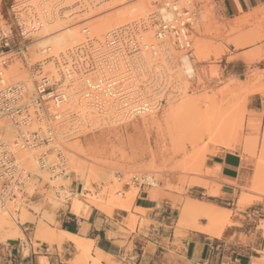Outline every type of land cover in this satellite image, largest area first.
<instances>
[{"label":"built area","instance_id":"2783aa9c","mask_svg":"<svg viewBox=\"0 0 264 264\" xmlns=\"http://www.w3.org/2000/svg\"><path fill=\"white\" fill-rule=\"evenodd\" d=\"M116 1L21 0L11 6L9 30H0V57H20L35 81L31 90L29 80L9 81L0 70V209L4 213L17 215L24 199L43 196L44 176L49 182L66 179L68 142L156 114L170 99L188 91L193 80L185 60L194 62L191 27L198 9L181 0H163L148 16L100 38L89 27L83 28L80 45L36 66L28 64V46L46 27ZM120 1L126 5L137 0ZM143 55L166 68L161 80L148 89L138 75ZM177 70L182 84L175 78ZM131 185L141 192L156 182L149 175H134L125 186ZM64 188L54 187L55 195L61 196Z\"/></svg>","mask_w":264,"mask_h":264},{"label":"rangeland","instance_id":"374dc122","mask_svg":"<svg viewBox=\"0 0 264 264\" xmlns=\"http://www.w3.org/2000/svg\"><path fill=\"white\" fill-rule=\"evenodd\" d=\"M16 1L18 2L21 0ZM159 1L160 2L156 0V4H154L155 8H153L151 12L163 2V0ZM116 2L122 4V1L120 0H117ZM181 2L184 5L188 3L191 4L192 9L195 7L198 9V16L191 27V40L194 64L196 69L199 72H202L203 75L199 79H194L195 81L193 80L191 84H189L186 93L199 99L202 110L195 112L188 118L179 120L177 123L162 122L159 125L158 122H155L154 120L146 122L143 118H137L136 120L126 122L122 125L112 126V130L115 129L117 132H115V136L111 143H107V146L103 143L107 148L105 147L104 149V146L103 148H99L101 150L103 149L104 152L102 153L99 150V154L102 153L100 156L97 154L94 160H84L88 168H98L97 170L100 169L101 171L111 172L112 174L117 173V175L112 178L115 182L117 181L114 185L117 187V184H120L119 187L121 191H123L122 193H127L129 190H132L133 193L136 192V197L140 191L139 188L133 185L129 188L125 185L130 182L134 175H149L156 182V185L152 188H146L145 190L151 195H159L161 202L164 200H170L173 203V207L179 212V217L175 223L176 226H173V229L175 230V238L177 240L186 238L187 232L196 229L197 224L207 223L197 214H187L184 217L181 216L182 209L179 203L183 204L187 198L199 199L214 203L221 207L231 208L218 204L216 197H211L207 194L208 191L205 190L206 186L204 187L203 184H208L210 187L220 185L215 180L209 178L210 172L206 170L207 161L218 154L226 152L239 153L244 158L249 150L252 154L251 157L257 162L262 149L261 140L264 136L262 117L258 118V115L250 110L251 98L258 93L264 94V72L260 69L261 63L264 62V16L259 14L258 19L255 17L247 20V15L253 13L251 12L239 19L229 21L221 15V6L214 0H181ZM108 5L110 4H103L98 8L96 7L95 9L90 10V12L80 14L74 20H67L68 23L66 21L64 23L66 26L68 25L71 27L83 26L84 24L86 28V24L89 26V20H93L92 17H94V15L104 12L105 7L106 9L109 8L107 7ZM101 8L103 11L99 10ZM11 23L10 16L3 14L0 11V30L8 31ZM59 23L61 24V22ZM80 28L83 29L82 27ZM15 40L17 44V36L15 37ZM72 47H74V45H70L65 51ZM199 47L200 49H198ZM28 51V57H30L31 49H28ZM197 52H199L201 56ZM204 53L205 58L203 55ZM199 57L202 58L203 62L197 63ZM1 59L4 60L6 64L3 65L0 63V70L4 72L5 76L7 75L6 77L9 81L13 82L21 80L23 77H26V74H28V70L26 69L27 66H24V62H21L23 60H21L20 57L12 55L5 58L0 57V60ZM10 59L16 60H13V62ZM237 59H243L247 62L248 68L245 72L241 66L236 67V72L232 71L231 64ZM16 61H19V65L23 64V66L21 65V69L24 73L26 72L24 75H12L9 73L11 68L13 69L14 66H19L18 64H15L17 63ZM9 74L12 77L9 76ZM185 95L186 94H184V96ZM199 97H201V99ZM168 105L169 104L154 115L163 117L167 111ZM240 115L242 118H245L246 125L251 123L252 119H260L259 128L255 131V133H257L256 136L259 138L257 148L248 147L246 145V139L248 136H253V132L248 131L247 127H245L243 132L238 134L237 139L235 138L237 135L234 136L233 134L232 136L230 133L231 125L238 124L239 120L235 121V119ZM231 117L235 119H232ZM228 118L231 121H229ZM226 120L229 121V124ZM219 123L222 124L220 125ZM102 133L103 132L99 131L87 135L84 134L68 142L65 146L67 149L69 165V157L72 154L71 144L79 140L85 142L87 139L101 141L102 137L105 136ZM116 136L123 137L116 140ZM122 140L124 141V144ZM102 142L103 140L101 143ZM103 144H101V146ZM105 152H108V154ZM109 152L111 154H109ZM206 156L207 159L204 161V157ZM248 157L250 156L248 155ZM116 164L118 165L117 167H115ZM71 174L75 175L74 173ZM46 177L48 178V176ZM112 180H106V182L105 180H102L105 183L93 182L91 192L102 197L103 201L109 200L110 195H116L119 190V187H117V189L113 187L116 189V192L111 190L112 187L110 186H114L111 185L113 183ZM47 183H49V185H47ZM73 183L74 189L78 190L79 194H82V184L78 181H73ZM105 184L106 186H104ZM62 185L67 184L66 182L59 180L49 182L47 179L41 185L40 193L43 196L33 199H24L22 201L23 205L20 209V213L16 216L18 218L21 217L22 212L25 209L27 213H29V216L35 219L37 223H26L21 226L26 234V240L16 238L8 239L3 242L1 237H3L5 233L0 231V255L3 254L7 248H10L11 245L15 244L18 245L22 243V254L24 256L30 254L31 245L34 248L39 247L38 243L49 245L47 241L39 239L41 237H39V235L37 236V233H41L37 232L40 230H38L37 224L38 222H43L53 229L58 228V212L67 207V201L65 198L56 197L54 187L58 188V186ZM109 187L110 190L108 189ZM199 187L205 188L206 195L203 196V199L197 194V191L201 189ZM106 190L107 194L104 193ZM238 190L239 194L237 193V198H239V200L241 195L248 197L246 203L242 206H239L238 203L239 209L251 207L262 201L261 196H264V180L259 185H253L251 182L250 186H241L238 187ZM82 199L86 203L95 207L91 202L90 197H82ZM60 201H62V203L64 202L63 206L57 208L56 205L59 204ZM134 201L135 200L132 202L130 201L129 203L122 202L118 204L115 206L114 213L121 210H128L129 218L125 221L127 225L126 227L129 228L131 232H134L136 228H139L142 233L144 230H148L154 222L147 218L145 212L141 213V217L132 214ZM100 211L110 216L109 213L102 210ZM232 214L233 212L231 211V215ZM51 216H53V219ZM155 227L158 228L160 226ZM165 229L169 230L168 227H165ZM121 230L124 231L123 229ZM176 244L177 243L174 245ZM50 247L53 249L55 246ZM58 248L59 251L63 253V247ZM130 249H132V245L130 246ZM257 256L258 259L253 260V264H264V247L259 251Z\"/></svg>","mask_w":264,"mask_h":264},{"label":"crops","instance_id":"0c3cea01","mask_svg":"<svg viewBox=\"0 0 264 264\" xmlns=\"http://www.w3.org/2000/svg\"><path fill=\"white\" fill-rule=\"evenodd\" d=\"M214 1L221 6V15L229 21L251 12L253 13L247 16L252 18L248 17L247 20L258 17L259 14L263 15L264 0ZM15 2L16 0H0V11L10 16V8ZM238 66H241L244 72L248 68L243 59H237L231 64L232 71L236 72ZM260 69L264 72V62L261 63ZM250 110L255 112L258 118L262 117L264 126V94L258 93L251 98ZM258 118L252 119L251 123L246 125L247 130L252 125L255 136V131L259 128ZM251 156L248 151L244 158L239 153L226 152L207 161L209 178L220 185L210 188L208 186L209 189L199 187L201 189L197 194L203 199L207 190L209 196L216 197L218 204L231 207L219 206L233 212L229 215L226 226L214 227L210 232L200 230L199 226H196V229L187 232L186 238L177 240L173 226H176L179 212L173 207V203L170 200L161 202L159 195H151L142 190L134 201L132 214L141 217V213L145 212L147 218L154 222L142 233L139 228L131 232L126 227L125 221L129 218L127 211L117 209L121 211L108 216L82 198L69 202L65 209L58 212L57 229L94 242V249H98L102 254L101 264H253V260L258 259L257 255L264 247V196H261V202L245 209H239L238 203L242 206L248 197L243 203V196L240 200L237 198L238 187L250 186L251 182L253 185L261 183L255 181L259 160L255 162ZM205 221L207 223L197 225L208 227L209 223ZM155 226L161 227L158 229ZM175 243L177 244L174 245ZM62 244H49L55 246L53 249L45 243H38L37 248L31 245L28 256L22 254V243L11 245L0 255V264H85L77 263L79 254L72 241ZM58 247H63V253ZM95 250L93 259L98 258ZM89 262L86 264H93V261Z\"/></svg>","mask_w":264,"mask_h":264},{"label":"bare ground","instance_id":"6f19581e","mask_svg":"<svg viewBox=\"0 0 264 264\" xmlns=\"http://www.w3.org/2000/svg\"><path fill=\"white\" fill-rule=\"evenodd\" d=\"M155 2H156V0H137V1L131 2V3L126 4V5H122L121 3H118V2H114L112 4L110 3V5L107 6L109 8L106 9V7H105L104 12H101L100 14L94 15V17L91 16L93 18V20L92 19L89 20L90 21L89 26H88V24H86V25L94 33V34L92 33L93 35H95L97 38H100L101 35L105 34L106 32H108L112 29L118 28L124 24H127V23L135 20V19L143 18V17L149 15L151 13V10H153V8H155V6H154V4H156ZM158 2H160V1L158 0ZM99 10L103 11L102 8ZM76 12H79V11H76ZM263 16H264V7H263ZM248 17L252 18V16H247V18ZM65 18H67V16H65ZM258 18L259 17H257V19ZM61 20L62 21H60L58 19L51 26L46 27L35 38L33 43L29 44L28 47H29V49H31V54H30V57H28L29 55H27L26 59H27L28 64L30 66H36L44 58L58 56L60 53L64 52L65 49L67 47H69L70 45L77 46V45H80L82 43V41H83V34H82L83 29H81L80 27L85 28L84 24H83L84 27L83 26L71 27L68 25L66 26L64 23L65 21H63V19H61ZM68 21H66V22L68 23ZM59 22H61V24ZM62 25L63 26L65 25V26L63 27ZM198 49H200V47ZM171 53L173 55H175L174 50L172 48H171ZM197 53L199 54V52H197ZM199 55L201 56V54H199ZM203 55L205 58V53ZM203 55H202V57H203ZM10 56H12V55H10ZM1 60H0V63H2V64L5 63L4 60H2V61ZM10 60L13 61L14 59H10ZM19 61H21V60H19ZM19 61H16L17 63H15V64L19 65V63H18ZM140 61H141V64L143 66V69L140 70V73L138 74L141 77L140 80L146 86L147 89L152 88L153 86H155V84H157L161 80L162 76H164L166 74L165 65L161 64V63L160 64L155 63V60L152 57L146 56V55L141 56ZM21 62H23V61H21ZM185 62L187 63L186 64L187 65V75L190 79L194 80V79H199L202 77V75H203L202 72H199L196 69V66H195L193 61L191 62V61H188L186 59ZM201 62H203V60H202V58L199 57V61H197V63H201ZM23 64H21V65L23 66ZM21 65H19L18 67L17 66H14V67L10 66V67H13V69L11 68L9 73H11L12 75H14V74H16V75L17 74H23L24 75L26 72L24 73V71H22ZM159 67H163L164 69L159 70ZM51 68L53 69L52 65H51ZM177 74H181V70L176 71L175 78L177 79L178 82H180V84H182V78L177 77ZM9 76H11V75L9 74ZM25 76L26 77L25 78L23 77V80H26V79L29 80L28 85H29L30 89L32 90L34 87L35 79H30L28 74H26ZM185 94L186 95L184 97H181L179 99H170L168 101L169 105L167 106V111L166 112L164 111L165 114L163 117L159 116V115L152 114V115L144 116L141 118H143V120L146 122H149L150 120H154L155 122H158L159 125L162 122H164V123L176 122L177 123L179 120L188 118V117L192 116L195 112L202 110L201 103H200L198 98L194 97L191 94H187V93H185ZM193 94H195V93H193ZM199 98L201 99V97H199ZM242 116H243V114H242ZM240 117H241V115L237 119L231 117L232 119H235V121L239 120L237 125H231V131H230L232 136H233V134H234V136L237 135L235 137L236 139L238 137V134L243 132L245 127H246L245 118H242V117L240 118ZM228 120L231 121L229 118H228ZM229 121H227L228 124H229ZM219 124L221 125L222 123H219ZM219 124H218V126H219ZM233 124H234V122H233ZM102 130H104V131H102ZM102 130H101V132H103L102 134L105 135V136L102 135L103 137L101 136L102 137L101 141L103 140L102 143L100 140L87 139L85 142H83L82 140H79V141H76L75 143L71 144L72 154L69 157L70 158V165L68 163L67 177L64 181H62V182H66L67 185H63V186H65V188H64L65 192L62 193L61 196H56V197L57 198H65V200L67 201V204L69 202H72V201L79 199V198H82V197H87V198L90 197L91 202L93 203V205L96 208H98L99 210H102L106 213H109L112 216L114 214V211H115V206H117L118 204H120L122 202H126V203H129L130 201L132 202L133 200L136 199V195H135L136 192L133 193L132 190L131 191L129 190L127 193L126 192L122 193L123 191H121V189L119 187L120 184L119 185L117 184V187H119V190L117 191L116 195L112 196V194H111L110 199L108 198L109 200H106V201H103V198L96 195V193L94 194L93 192H91V190H92L91 188H93L92 187L93 182H100V183L104 182L102 180H105V182H106V180L107 181L112 180V178L115 175H117V173L112 174L111 172L101 171L100 169L97 170L98 168L97 169L96 168H88L87 164L84 161V160H91V159L94 160L96 155L99 154V150H100V152L103 153L104 150L103 149L101 150L99 148L100 147L103 148V146H104V149H105V147L107 146L106 144L112 142V139L115 136V132H117V130H115V129L112 130V127L107 128V130L106 129H102ZM221 130H222V128H221ZM248 131L253 132L252 125H250L248 127ZM122 137L123 136H120V137L118 136L116 138V140H118L119 138H122ZM258 142H259V138L257 136H255L254 134L251 137L248 136V138L246 139V145L248 147L250 146V147L257 148ZM261 142H262V149H261V154L259 155V165L257 168L256 177H255V181L257 183L262 182V180H264V136H263ZM101 144H103V145L101 146ZM123 144H124V141H123ZM112 151H114V150H112ZM248 152H249V150H248ZM101 154H99L98 156H100ZM106 154H108V152ZM109 154H111V153L109 152ZM206 159H207V156L204 157V161ZM117 164H116V166L115 165L114 166L117 167L118 166ZM71 173H74L75 175H72ZM44 178H45V180L48 179L46 176H44ZM73 181H78L82 184V186H83L82 194H79L73 188V184H74ZM112 182L113 183L111 185H114L117 181L115 182V180H112ZM203 185H204V187L206 186V189L208 188V184H206V185L203 184ZM104 186H106V184ZM104 186H103V190H104ZM197 186H199V185H197ZM58 187H60V186H58ZM110 187H112L111 188L112 191L116 192V189H117L116 185L110 186ZM110 187L108 188L109 190H110ZM113 187L116 189H114ZM209 188H210V186H209ZM213 192L216 194L217 191H213ZM104 193L107 194V190H106V192L104 191ZM210 193H212V191ZM109 194H110V192H109ZM217 194H218V192H217ZM67 195H68V197H67ZM246 199H247V196H243L241 199V202L242 203L245 202ZM63 203H62V201H60V203L57 204L56 207L57 208L62 207ZM22 205H23V203H22ZM179 205H181V209H182L181 210V216L182 217H184L187 214H197L201 219L207 220L209 223V226L207 225L208 227H203L201 225H197V226H199L198 229L203 230V231H208V232H210V230L214 227L226 226V224L229 221V215L231 214V212L228 211L227 209H224V208H221L219 206L209 204V203H206V202H203L200 200L192 199V198H187V200L183 204L179 203ZM37 211H38V209H37ZM125 211H128V210H125ZM51 218L53 219V216H51ZM26 223L35 224L37 222L35 219H33L32 217L29 216V213H27V211L25 209L22 212V216L19 218L16 215H8L0 209V231L5 233V235L3 237H1L3 242L7 241L8 239H16V238L26 240L27 239L26 234L21 228V226L26 224ZM37 226H38V230L40 229L37 232H41L39 234L36 232L37 236L39 235V237H41V238H39V237L38 238L44 239L50 245L62 244V243L67 242V241H72L75 244L77 252L79 254L78 255L79 260L77 261V263L85 262V264H86L89 261H93V264H101L102 254L98 249H96V250L94 249V242L88 241L85 239H81V238H79V237H77L71 233L65 232L63 230L53 229L49 225H47L46 223H43V222H38ZM34 244H35V242H34ZM94 250L96 251V255L98 257L97 259H93L94 257L92 256V254H93Z\"/></svg>","mask_w":264,"mask_h":264}]
</instances>
